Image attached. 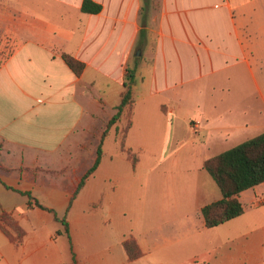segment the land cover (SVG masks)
Returning a JSON list of instances; mask_svg holds the SVG:
<instances>
[{
    "label": "crops",
    "instance_id": "obj_1",
    "mask_svg": "<svg viewBox=\"0 0 264 264\" xmlns=\"http://www.w3.org/2000/svg\"><path fill=\"white\" fill-rule=\"evenodd\" d=\"M91 1L102 7L98 14L82 13V0H0V52L10 51L0 62V215L22 232L17 238L6 227L11 240L0 230V264H264V183L238 195L243 213L235 219L207 229L200 214L221 199L204 162L264 132V0H159L153 55L133 64L155 18L139 25L141 0ZM141 28L147 36L139 46ZM62 54L84 65L79 76ZM126 69L135 73L130 128L122 144L123 120L102 141L99 165L66 215L67 236L18 192L64 216L115 113ZM150 112L168 130L193 135L199 167L190 185L173 189L152 188L160 174L149 171L153 219H183L172 233L132 237L119 215L126 216L135 171L122 177L114 169L161 155L132 141ZM129 238L141 252L133 261L122 247Z\"/></svg>",
    "mask_w": 264,
    "mask_h": 264
},
{
    "label": "trees",
    "instance_id": "obj_2",
    "mask_svg": "<svg viewBox=\"0 0 264 264\" xmlns=\"http://www.w3.org/2000/svg\"><path fill=\"white\" fill-rule=\"evenodd\" d=\"M143 3L144 6H141L139 16L142 18L145 16V18L141 21V27H143L145 24L149 9V1L144 0ZM101 9L102 7L99 4H96L91 0H82L80 7V11L84 14H98ZM146 33L147 32L142 28L139 31L137 41L139 46L144 43V40L147 36ZM62 59L69 69L74 73V75L79 76L82 73L84 65L75 60L72 56L62 54ZM134 79V70L126 69V72L123 76L122 92L119 96L117 105L114 107L115 113L105 124V129L103 130L100 142L96 149V158L93 162V165L81 177V180L68 203L64 216L61 219L57 218L54 210L42 206L29 193L18 192L19 194L28 198L29 207H35L46 211L52 215L55 221H59L63 226V233L67 236L68 228L66 215L70 209V205L74 197L84 186L87 178L96 170L97 166L99 165L102 141L107 136L110 128L123 120L125 125L120 130L123 133L121 139L122 144L124 136L130 128V119L132 117L134 102L132 92ZM125 151L127 157L131 158L132 164L134 165L135 158L131 155L129 150ZM203 169L213 179L221 193L220 200L210 203L202 207L200 210L205 228L210 229L241 216L243 213V206L238 200V195L243 191L264 183V132L207 159L203 164ZM6 227L13 229L16 232L17 238L21 236L22 232L14 225L10 219V216L6 213H2L0 215V230L7 237L13 240V238L10 237ZM122 247L129 261L136 260L141 256V252L136 242L132 238L124 240L122 242Z\"/></svg>",
    "mask_w": 264,
    "mask_h": 264
},
{
    "label": "rangeland",
    "instance_id": "obj_3",
    "mask_svg": "<svg viewBox=\"0 0 264 264\" xmlns=\"http://www.w3.org/2000/svg\"><path fill=\"white\" fill-rule=\"evenodd\" d=\"M142 6H144L143 1ZM152 2L151 10L147 13V19L149 16H153V25L151 27L153 30L148 38V45H144L140 48H136V51L139 50L140 54L138 57L133 56L132 64L134 62H140L144 58H151L153 55V45L157 38V11L159 0H150ZM145 16L142 18L139 16V25L141 21L144 20ZM150 18L148 19V21ZM147 21V22H148ZM154 31V32H153ZM10 51H2L0 52V62L7 57ZM131 64V66H132ZM201 89H206L205 85L200 86ZM160 100V99H158ZM156 101V100H155ZM149 105H156L153 102ZM139 106L136 109L139 110ZM109 110L107 109L104 112V118L109 114ZM158 115V116H157ZM145 121L141 119L139 123L136 121V129L134 130V134L132 136V141H137L140 143H146L149 147H151L152 151L160 152L161 155L159 157L151 158V157H142L140 162L137 163L136 168H132L129 163L126 161H118V165L115 166V171L120 173V176H124V174L128 172L135 171V181L136 184L132 187V190L127 191V195L129 196L128 208L124 213L126 216L123 217L122 214L119 215L120 219H126L129 224L130 232L132 237H146V236H156L158 234V230H162L165 234H169L174 232L176 226H180V221L176 220V216L171 217L166 220L153 219V208L150 207L149 202L147 201V192H148V179L147 174L151 171L153 174L159 173L160 176L154 180L152 184V188L154 186L158 187H168L169 189L173 188H183L193 181L190 176L191 172L196 170L199 167V157L196 158L194 156V152L196 151V147L193 146L192 141L193 135L188 132H185L183 129L178 128L175 131H170L167 128L165 122H163L160 118L159 114H155V112H150L148 115L143 116ZM107 120H104L103 124H106ZM104 130V125L102 126ZM120 132V139H122L123 133ZM100 137V136H99ZM98 137V138H99ZM115 149L114 143V131L111 132V136L104 142V150L105 152H111ZM77 151L73 150L72 154H76ZM163 153V155H162ZM170 153L171 156L168 157L167 161L164 160V156ZM193 156V157H192ZM138 158H140L138 154ZM117 162V161H116ZM101 172H104L106 169L104 167L101 169ZM126 176V175H125ZM124 181V180H123ZM172 208L171 210L164 211V214H169L171 212H176ZM179 210V209H178ZM121 211L120 213H122ZM158 215V214H157ZM192 220L196 222L198 219L202 220V218L196 217L192 215ZM162 218V216H161ZM170 218H175V220H171ZM198 218V219H197Z\"/></svg>",
    "mask_w": 264,
    "mask_h": 264
}]
</instances>
